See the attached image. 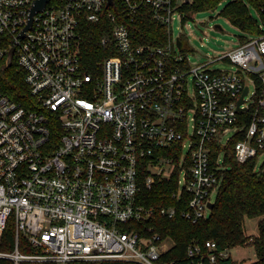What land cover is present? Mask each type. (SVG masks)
Wrapping results in <instances>:
<instances>
[{"label":"built area","instance_id":"obj_1","mask_svg":"<svg viewBox=\"0 0 264 264\" xmlns=\"http://www.w3.org/2000/svg\"><path fill=\"white\" fill-rule=\"evenodd\" d=\"M35 1L0 0V63L17 65L31 97L0 84V242L15 229L0 264H179L174 241L146 223L207 218L228 168L218 147L237 133L235 160L259 168L264 34L220 58L235 70L192 68L173 22L192 19L196 0H50L25 31ZM147 18L164 45L138 43L131 26ZM163 182L178 208L149 203ZM229 250L193 242L183 264H238Z\"/></svg>","mask_w":264,"mask_h":264},{"label":"trees","instance_id":"obj_2","mask_svg":"<svg viewBox=\"0 0 264 264\" xmlns=\"http://www.w3.org/2000/svg\"><path fill=\"white\" fill-rule=\"evenodd\" d=\"M224 1L226 0H196L187 10L194 13L208 11ZM253 12L257 17L253 15ZM221 14L243 32V35L239 37L240 43L246 42L250 37H259L264 34V29L261 28L264 25V0H229ZM131 30L140 44L161 46L164 45L167 36L166 29L151 18L131 26ZM0 84L4 93L13 100L25 104L31 100L29 88L24 80V73L17 68L15 63L9 67L0 63ZM240 139L241 135L237 133L227 146L218 147L219 152L227 150L226 165L228 168L221 172V185L207 218L192 223L181 214L173 219H168L157 213L153 219L146 223V226L154 227L163 238H171L174 241L175 246L168 253V260L183 264L186 259L187 247L191 243L213 240L217 242L220 249L252 244L258 257L256 264H264V218L259 222L257 237L249 238L245 233L246 219L264 217V163L260 168H257V158L243 164L237 162L233 152ZM175 190L177 187L174 183L163 182L155 190V193L159 195L158 199L151 198L149 203L178 208L177 202L171 200L170 196ZM185 207L186 203L181 205L180 209H185ZM14 239L15 229L10 226L2 237L0 251L11 250ZM25 245L26 240L21 236V245L19 246L21 251L30 252L31 249ZM82 264L130 263L100 261Z\"/></svg>","mask_w":264,"mask_h":264},{"label":"rangeland","instance_id":"obj_3","mask_svg":"<svg viewBox=\"0 0 264 264\" xmlns=\"http://www.w3.org/2000/svg\"><path fill=\"white\" fill-rule=\"evenodd\" d=\"M229 0L222 2L216 8L197 12L192 19L182 24L178 20L173 22L175 37L181 35L189 41L188 49L183 53L189 57V64L192 68L214 61L209 67L213 70L225 71L235 70L236 68L220 58L227 52L232 51L240 45L239 37L243 32L235 27L225 18L221 12ZM253 15H257L253 12ZM251 91L255 86L247 81ZM264 162L261 158L259 168ZM214 199V198H213ZM264 217L246 219L245 233L249 238H255L259 234V222ZM229 254L238 264L254 263L258 260L255 248L252 244L241 245L229 250Z\"/></svg>","mask_w":264,"mask_h":264},{"label":"water","instance_id":"obj_4","mask_svg":"<svg viewBox=\"0 0 264 264\" xmlns=\"http://www.w3.org/2000/svg\"><path fill=\"white\" fill-rule=\"evenodd\" d=\"M49 1H50V0H36V1H35V3H34V5H33L32 9H31L30 21H29V24H28V26L26 27L25 31H26L28 28H30V26H31V24H32L33 16H34L36 13L41 12V11L46 7V5H47V3H48ZM111 4H112V0H109V5H111ZM25 31L22 32L21 36L24 35V32H25ZM178 47H179L180 49H186V50H187V49H188V42H187L186 40H184V41H179V42H178ZM13 52H14V51L12 50L11 53H10V59H11L12 56H13ZM247 93H248V88H245L244 93H243L242 97L240 98V100H239V102H238L239 105H241V104L243 103V97H244L245 95H247ZM212 207H213V204H210V205H209V208L212 209Z\"/></svg>","mask_w":264,"mask_h":264}]
</instances>
